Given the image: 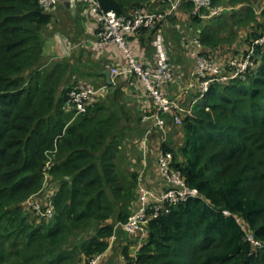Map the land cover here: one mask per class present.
Instances as JSON below:
<instances>
[{
  "label": "trees",
  "instance_id": "1",
  "mask_svg": "<svg viewBox=\"0 0 264 264\" xmlns=\"http://www.w3.org/2000/svg\"><path fill=\"white\" fill-rule=\"evenodd\" d=\"M97 1L118 13L150 5ZM258 1L213 0L231 9L205 23L191 13V1L181 14L198 25L207 51L234 54L245 48L227 53L222 46L240 30L246 29V47L264 36ZM54 17L39 0H0V264H78L82 258L87 264L107 251L137 196L140 152L130 154L127 169L117 162L118 130L132 109L117 102L118 88L86 113L66 109L77 82L67 85L69 62L45 57ZM255 47L246 81L212 84L193 113L169 127L160 146L174 153L176 167L202 197L150 221L139 264H264V248L254 247L243 227L264 244V43ZM103 111L109 116L100 120ZM48 185L54 189L50 220L30 215L25 204L43 201Z\"/></svg>",
  "mask_w": 264,
  "mask_h": 264
},
{
  "label": "built area",
  "instance_id": "2",
  "mask_svg": "<svg viewBox=\"0 0 264 264\" xmlns=\"http://www.w3.org/2000/svg\"><path fill=\"white\" fill-rule=\"evenodd\" d=\"M60 0H39L40 5L50 12H54ZM89 2L91 11L97 18L94 43L97 47L116 44L125 56V64L111 68L112 85L95 87L91 84L79 82L69 92L67 110L74 111L75 116L86 113L89 106L103 99L110 86L117 85L121 76L136 75L142 85L149 91L154 101V109L146 110L141 117L145 126L141 137V166L138 168L137 196L132 205V211L125 222L115 225L116 230L129 234L135 240L133 250L129 253L130 260L124 258V264H139L138 255L142 246L147 242L148 228L151 220L168 213L171 206L190 198L202 197L197 188L190 187L181 170L176 167L174 153L161 146L169 138V119L172 124H181L183 118L191 115L195 105L205 97L212 84L226 83L234 79L246 81L248 74L255 67L256 45L264 43V36L257 38L243 51L234 54L221 55L219 52L207 51L200 38V29L197 30L190 24V19L178 26L180 31L181 49L194 60V65L189 70L182 69L170 61L165 50L161 29L167 25L168 19L179 15L184 2H193L192 14L202 22L218 17L225 12L227 6L213 5V0H156L167 3L164 11H157L147 6H133L125 13L115 10L105 11L97 0ZM263 9H258L261 13ZM186 19V18H185ZM145 31L155 32V44L158 49V58L150 66H145L138 53L130 44L129 38ZM184 82L181 81L185 78ZM182 87L175 93L169 87L180 83ZM155 136L161 146L152 158L151 143ZM151 168V172L146 170ZM148 173L147 175H145ZM54 191L47 193L49 198L42 200L30 199L31 210L40 218L50 220L55 211L52 202ZM225 215H231L228 210ZM246 239L256 248H264V244L257 240L254 234L243 225ZM105 253H100L91 258L87 264H102Z\"/></svg>",
  "mask_w": 264,
  "mask_h": 264
},
{
  "label": "crops",
  "instance_id": "3",
  "mask_svg": "<svg viewBox=\"0 0 264 264\" xmlns=\"http://www.w3.org/2000/svg\"><path fill=\"white\" fill-rule=\"evenodd\" d=\"M152 5H154L152 8L157 11H164L168 7L167 3L155 0ZM181 13L182 11L178 16H174L171 19L169 18L170 21L168 20L165 28L162 27L161 32L164 43L166 44V52L170 56L171 62L179 65L184 70H189L194 65V60L189 58L182 51L181 39L177 31L179 23L188 21L185 19L186 15L183 16ZM53 14L57 17L58 23L61 22L59 19L60 17L62 21L64 20V28L59 26L61 29L50 32L47 36L44 51L48 61L52 59L69 62L67 77L69 75L71 77L67 80V85L74 82H77L76 84L83 82L95 87H101L106 84L109 85L105 70H111V68L117 65H124L126 59L123 51L116 44L111 43L104 47H97L94 43L97 18H95L92 13L89 2L85 0H60ZM66 15L70 16L65 18ZM195 26L198 28L197 30L200 29L196 23H194V27ZM62 29L64 30L62 31ZM154 40L155 32L153 33V31H145L137 36H131L129 38L130 44L138 53L145 66H150L158 58V49ZM236 41L235 39L233 42H225L222 46L223 50H226L227 53H231L237 49L246 48L244 41L242 45H239ZM205 48L206 50L209 49V47ZM115 88H118L117 102H119L120 106L132 109V112L136 109V116L143 114L146 110L149 111L154 109V101L138 77H119L117 85L110 86L103 99L106 100L109 96V98H114L112 94L115 92ZM177 88L176 84L171 85V91L173 93ZM136 116H131L130 121H133L132 123L137 121V118H135ZM169 121V127H171V119H169ZM144 127L145 126L141 124L138 126V129H144ZM124 235L128 240L121 241L122 243H115L114 249L113 242L110 243L102 264H124L125 256L122 252V248L120 249L119 246L130 244L127 250L129 255L134 245L131 244L132 239L129 234L126 233Z\"/></svg>",
  "mask_w": 264,
  "mask_h": 264
},
{
  "label": "rangeland",
  "instance_id": "4",
  "mask_svg": "<svg viewBox=\"0 0 264 264\" xmlns=\"http://www.w3.org/2000/svg\"><path fill=\"white\" fill-rule=\"evenodd\" d=\"M156 1V0H155ZM147 2H149V3H154V0H148ZM148 3V4H149ZM152 3V4H153ZM152 4H150L151 5V8H152V6L154 7V5H152ZM257 4V6L259 5L260 6V9H263L264 10V0H259L258 2H256L255 3V5ZM221 5V4H220ZM228 6H230V5H228ZM227 6V8H229V9H231L230 7H228ZM258 6V7H259ZM153 9V8H152ZM153 10H156V9H153ZM158 11H160V10H158ZM55 12V11H54ZM70 15H66L65 16V18H68ZM174 16H178V15H174ZM174 16H172V17H174ZM261 16V17H260ZM259 17L262 19V21H264V14L261 12V15H260ZM171 17V18H172ZM170 18V19H171ZM60 20H61V22L60 23H58V19H57V17H54V20L52 21V25H51V27H50V29H49V32H48V34L50 33V32H54L55 30L57 31V30H59V29H61V27L62 28H64V24H63V21H62V19H61V17L59 18ZM170 19H168L169 21H170ZM66 20V19H65ZM211 20H208V21H206V22H210ZM67 22V21H66ZM205 23V22H204ZM59 26H61V27H59ZM252 26H254V28L253 29H259V31H260V28H258V23H253V24H251L250 25V28L252 27ZM165 28V27H164ZM64 29H62V31H63ZM246 29H242V30H240L239 31V33H238V35L236 36V37H234V38H232L230 41H234L235 39L237 40L236 42H238V44L239 45H242V43H243V40H244V38L247 36V32L245 31ZM262 31V30H261ZM60 33H62L61 31H59ZM178 33H179V36H180V31H178ZM242 41V42H241ZM163 43H164V40H163ZM172 44V43H171ZM245 44V43H244ZM174 45V44H173ZM164 46H165V50L167 51V49H166V44L164 43ZM172 46V45H171ZM169 47V46H168ZM183 50V49H182ZM241 51H243V50H241ZM169 58H170V56H169ZM170 61H171V59H170ZM174 64V63H173ZM184 79H186V77L185 78H182L181 79V81L182 82H184ZM182 82H180V83H176V86L178 87L177 88V90L176 91H178L182 86ZM168 90H170L171 91V86L169 87V89ZM175 91V92H176ZM172 92V91H171ZM174 92V93H175ZM126 109V108H125ZM109 111H113V110H110V109H108ZM135 111H136V109H135ZM135 111H133L132 112V115H135L136 116V112ZM135 112V113H134ZM146 113V111L143 113V114H139V119L144 115ZM131 114L130 113H128V115L127 116H130ZM109 116V113H105L104 111H103V113L101 114H99L98 116H97V118L98 119H105V118H107ZM137 117H138V115H137ZM133 121H129V122H127V124L126 125H124V126H121L120 128H119V130H118V144H120L121 145V150H119V151H117L118 152V159H117V162H118V165L119 166H121L122 168L124 167V168H126L127 169V165H129V156H130V154H133L132 152L134 151L135 153H137V152H140V146H141V137H142V134H143V130L144 129H138V126H140V121H139V123H138V121L136 122V123H132ZM139 124V125H138ZM138 125V126H137ZM140 140V141H139ZM116 143H117V141H116ZM115 143V144H116ZM159 145H160V141L158 142V139H157V137L155 136V140H154V142H152L151 143V149L150 150H152V160H153V158H154V156L156 155V153H155V151L156 150H158L159 149ZM141 153V152H140ZM126 158H127V160H126ZM135 158H133V160H134ZM134 162H135V160H134ZM147 172H151L152 171V169L151 168H148L147 170H146ZM148 173H146L145 175H147ZM51 191H54V189L50 186V185H48L45 189H44V193H43V196H42V198H43V203H44V201H45V199H47V198H49V196L47 195V193H50ZM25 204H26V206L28 207V209L27 210H29L30 211V209L32 208V204H33V202L32 203H29V201H27V202H25ZM30 213V215L32 214V215H35L34 214V212H32V211H30L29 212ZM82 234V233H81ZM124 234H126L125 232L123 233V232H117L116 233V238L115 239H113L112 237H111V239H110V242H113V249H114V247H115V243H119V242H121V241H125V240H128V238L124 235ZM80 237V236H79ZM132 239V238H131ZM122 243V242H121ZM133 243H135V240H131V244H133ZM130 244H127L126 246H119L120 247V249L122 248V252L124 253V249H126L125 251H127L128 250V246H129ZM128 252V251H127ZM126 253V252H125ZM83 260H84V258H82ZM82 259H81V261L78 263V264H83L84 263V261L82 262Z\"/></svg>",
  "mask_w": 264,
  "mask_h": 264
},
{
  "label": "water",
  "instance_id": "5",
  "mask_svg": "<svg viewBox=\"0 0 264 264\" xmlns=\"http://www.w3.org/2000/svg\"><path fill=\"white\" fill-rule=\"evenodd\" d=\"M105 73H106V75H107V77H108V83H109L110 85H112V84H113V81H112V79H111V71H110V70H105Z\"/></svg>",
  "mask_w": 264,
  "mask_h": 264
}]
</instances>
